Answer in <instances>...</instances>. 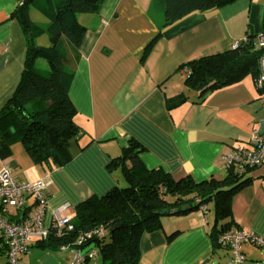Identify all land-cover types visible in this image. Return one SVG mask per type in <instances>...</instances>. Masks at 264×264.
I'll use <instances>...</instances> for the list:
<instances>
[{
    "label": "crops",
    "instance_id": "crops-1",
    "mask_svg": "<svg viewBox=\"0 0 264 264\" xmlns=\"http://www.w3.org/2000/svg\"><path fill=\"white\" fill-rule=\"evenodd\" d=\"M18 6L17 0H0V109L14 93L24 67L25 34L12 16ZM33 10L39 12L30 6L32 21ZM43 18L44 25L33 22L45 26L48 20ZM76 19L85 32L68 93L81 131L68 142L70 160L51 168L35 163L19 140L0 156V167L8 166L16 181L47 176L44 223L49 224L62 205V214L72 217L79 202L124 186L120 167L109 170L107 164L131 137L144 146L139 157L147 169H162L174 179L189 175L197 182L222 178V155L237 141L245 142L263 114L254 77L248 74L199 99L184 84L187 70L180 66L228 50L246 34L254 38L263 28L264 0H235L194 11L165 27L163 0H103L95 11L79 13ZM43 40L45 35L35 41L42 45ZM42 60L35 61V68L47 72L49 66ZM179 95L185 101L167 108L166 101ZM247 177L250 182L231 199L233 228L264 237V162L247 171ZM34 203L29 197L21 211L0 209V214L15 222L32 211ZM207 205L204 215L191 207L193 201L185 212L162 216L159 230L141 236L137 264H214L217 257L225 264L227 251L213 249L209 234L220 222L214 221L213 204ZM5 249L0 231V264H6ZM242 251L243 264H264L263 251L256 246L246 243ZM67 259V252L45 248L36 239L20 257L23 264H65Z\"/></svg>",
    "mask_w": 264,
    "mask_h": 264
},
{
    "label": "trees",
    "instance_id": "trees-1",
    "mask_svg": "<svg viewBox=\"0 0 264 264\" xmlns=\"http://www.w3.org/2000/svg\"><path fill=\"white\" fill-rule=\"evenodd\" d=\"M102 1L26 0L12 14L21 24L26 48L20 82L0 109L1 157L6 156L13 141L19 140L35 163H44L51 168L70 160L68 142L76 139L81 131L73 119L77 110L68 93L78 60L77 49L85 32L76 15L95 11ZM234 1L163 0L162 26L194 11L218 8ZM30 6L48 20L45 26L30 19ZM43 35L47 37L48 45L36 43L35 40ZM157 36L145 46L143 57ZM252 42L251 37L249 43L236 49L203 55L181 65L180 68L187 70L184 84L202 99L211 91L237 83L248 74L255 79L259 51ZM38 58L47 62V72L34 67ZM183 101L185 97L179 95L168 99L166 105L170 109ZM144 149L131 137L122 147L121 154L107 164L109 170L120 167L125 185L79 202L71 219L73 229L63 237L50 234L40 244L56 250L62 243L72 241L81 230L102 225L105 233L95 240L101 264H137L141 236L159 230L162 216L185 212L188 208L180 207L194 201L191 207L195 209L199 204H213L214 221L220 225L219 228L213 226L209 234L213 249L219 248V234L234 227L231 199L250 182V178H245L249 170L226 169L222 178L211 177L199 182L189 175L174 179L162 169H147L139 157ZM175 208L178 210L170 212ZM173 235L167 238L170 240Z\"/></svg>",
    "mask_w": 264,
    "mask_h": 264
},
{
    "label": "built area",
    "instance_id": "built-area-1",
    "mask_svg": "<svg viewBox=\"0 0 264 264\" xmlns=\"http://www.w3.org/2000/svg\"><path fill=\"white\" fill-rule=\"evenodd\" d=\"M25 1L17 0V3L20 6ZM250 39L251 36L246 34L241 39L234 41L231 44V49L249 43ZM252 39L254 48L259 51L258 75L254 82L259 92L263 114L259 120L253 123L249 138L245 142L237 141L229 152L222 155L225 168L235 172L256 168L264 162V28ZM48 183L47 176L19 182L12 176L8 166L0 167V209L12 208L21 211L27 198L31 197L35 202L32 211L23 212L15 222H9L0 214L1 237L6 245L4 252L6 264H23L20 257L27 253L32 240L42 241L47 239L50 234L63 237L73 229L72 217L62 214L66 205H62L53 212L49 224L44 223L47 209V197L44 190ZM198 209L204 215L208 205L199 204ZM104 233L105 228L98 225L81 230L72 241L62 243L58 249L68 253L65 264H86L88 260L98 256L95 240L101 238ZM217 243L219 248L225 249L228 253L226 264H243L245 262L242 245L246 243L256 246L264 254V237L241 228H231L220 233Z\"/></svg>",
    "mask_w": 264,
    "mask_h": 264
},
{
    "label": "rangeland",
    "instance_id": "rangeland-1",
    "mask_svg": "<svg viewBox=\"0 0 264 264\" xmlns=\"http://www.w3.org/2000/svg\"><path fill=\"white\" fill-rule=\"evenodd\" d=\"M32 14H33V17H32V19H33V21H36V22H39L40 24H42V25H44L43 23H41L42 22V20H44V18H43V16L39 13V12H37V11H32ZM44 39H46V38H44ZM41 44L42 45H48V42H47V40H43V42H41ZM43 61V60H42ZM44 63H46L45 61H43ZM34 67H35V65H34ZM92 259H94V260H96V262L99 264L100 262H101V260H100V258H99V256H96V257H94V258H92ZM90 261V260H89ZM88 261V262H89ZM214 264H224V260H223V258H221V257H217L216 259H214ZM91 262V261H90ZM226 264V263H225Z\"/></svg>",
    "mask_w": 264,
    "mask_h": 264
},
{
    "label": "water",
    "instance_id": "water-1",
    "mask_svg": "<svg viewBox=\"0 0 264 264\" xmlns=\"http://www.w3.org/2000/svg\"><path fill=\"white\" fill-rule=\"evenodd\" d=\"M188 207V205H184V206H182V207H180V209H186ZM178 210V208H175V209H173L172 211H170V212H175V211H177ZM90 248V247H89ZM87 250V249H86Z\"/></svg>",
    "mask_w": 264,
    "mask_h": 264
}]
</instances>
